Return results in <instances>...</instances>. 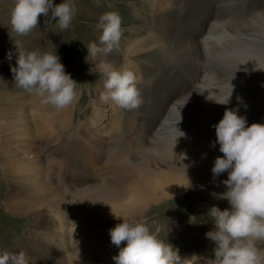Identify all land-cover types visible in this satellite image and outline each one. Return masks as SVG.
I'll list each match as a JSON object with an SVG mask.
<instances>
[{
  "label": "bare ground",
  "instance_id": "bare-ground-1",
  "mask_svg": "<svg viewBox=\"0 0 264 264\" xmlns=\"http://www.w3.org/2000/svg\"><path fill=\"white\" fill-rule=\"evenodd\" d=\"M104 1L113 3V7ZM237 1L59 0L58 3L55 0L54 5L70 3L75 9L73 18H78L79 30L89 29L81 51L89 45L90 50L86 55H79L83 69L79 75L92 82V99L86 106L89 112H85L86 89L80 82L82 77L77 76V66L75 74L72 73L69 55H59L64 35L57 37L58 42L46 41L44 35L38 39L37 50L56 52L65 72L76 81L78 98L71 106L56 110L44 104L42 98L16 87L11 70L8 69L5 77L0 75V181L4 185L1 203L8 214L21 217L28 224L20 244L9 253L24 252L27 264H50L51 261L53 264H112L119 248L112 244L109 229L122 222L117 217L144 221L152 231L159 229L173 234L175 229L182 232V228L161 221V215H175L176 211L191 215L196 210L195 216L200 210L205 214L209 206H217L215 202L219 199L212 193L226 190L223 180L227 179V172L213 179L211 168L222 153L218 144L210 147V142L215 140L212 125L222 118L225 109L220 114L197 111L196 121L181 117V105L194 96L189 94L191 87L203 84L205 70L199 65L198 57L188 66L193 75L188 85L171 88L165 84L167 81L155 80L154 73H150L154 67L144 54L158 51L170 63L183 68L182 52L189 44L201 42L202 35L212 33L214 26L226 16L222 10L214 14L215 8L231 9ZM0 7H3L1 2ZM111 9L120 15L126 28L122 29L118 45L121 59L117 52L105 51L106 46L99 39L102 32L96 28L100 16ZM142 11L149 16H143ZM259 13H264V7ZM56 29L54 32L62 34ZM91 35L95 37L90 39ZM136 36L139 38L134 39ZM95 38L94 50L91 45ZM70 39L69 34V44ZM11 47L0 41V63L8 61L10 68L16 66L17 58ZM9 52L13 53L11 59ZM234 52V55H256L264 63V47L250 49L248 46V50L237 48ZM101 63H112L117 68L124 65L136 75L142 104L131 110V114L127 115L125 109L110 100H101L105 79L100 71ZM80 112L83 115L77 117ZM178 129L187 138H178ZM190 190L195 191L193 196L189 195L191 200H181ZM200 192L207 195L211 205L198 201ZM174 202L173 207L178 208V204L183 207L171 209L169 206ZM167 203L170 204L164 207L171 212L153 210ZM150 218L156 220L150 224ZM179 255L188 258L181 251Z\"/></svg>",
  "mask_w": 264,
  "mask_h": 264
},
{
  "label": "clouds",
  "instance_id": "clouds-1",
  "mask_svg": "<svg viewBox=\"0 0 264 264\" xmlns=\"http://www.w3.org/2000/svg\"><path fill=\"white\" fill-rule=\"evenodd\" d=\"M49 9L51 17L58 18L56 23L60 29L69 28L75 13L70 3L53 5L52 0H13L11 31L27 35L38 26L41 15L49 14ZM121 25L122 18L115 11L100 16L96 28L102 30L99 39L106 46V52L119 45ZM15 48L16 66L11 71L17 87L42 98L44 104L56 110H63L77 100V83L65 72L56 52L27 51L18 42ZM91 49L95 50L96 45H91ZM8 58H12L11 52ZM99 67L105 77L101 100H110L125 110L138 109L142 99L134 72L112 63H101ZM231 95L215 102L226 105ZM236 99L238 105L247 108L241 97ZM212 127L215 140L210 142V147L218 144L222 153L211 168L213 179L227 172V179L223 180L226 190L212 195L227 200L230 207L221 210L212 206L207 213L214 229L205 236L215 245L213 258L207 264H264V250L257 247V242L264 241V123L249 124L246 116L239 115L238 106L225 108L222 118ZM179 137L187 138V134L178 129ZM117 218H122V222L109 229L112 244L119 248L118 255L113 257L115 264H188L189 258H181L178 248L158 237L159 229L152 231L144 221ZM190 222L194 221L190 219ZM122 243L125 246L121 247ZM0 264H27L25 253L4 251L0 253Z\"/></svg>",
  "mask_w": 264,
  "mask_h": 264
},
{
  "label": "rangeland",
  "instance_id": "rangeland-1",
  "mask_svg": "<svg viewBox=\"0 0 264 264\" xmlns=\"http://www.w3.org/2000/svg\"><path fill=\"white\" fill-rule=\"evenodd\" d=\"M0 2L1 6H3L0 7V11L3 12L0 16V24L2 25H0V41L5 42L9 45V47L12 46L11 48H9L10 51L12 49L15 55H17L15 42H18L24 50L36 51L38 47V39L44 38V35L46 41H49L51 39L56 40L58 36L64 35V40L60 39V44L63 45V47L60 48L59 55H69V64L70 67H72L70 68L72 69V73L75 74L74 68L75 66H77V76H81L79 75V71L81 73V70L83 69L79 63V61L81 60L79 59V55H86L85 52L88 50L86 48V50L84 49L85 51H81V45L83 42H86L85 37L89 29L79 30L80 25L78 24L77 17H74L72 19L69 28L60 29L58 24L56 23L58 18L53 19L51 17V9H49V14L47 16L41 15L39 17L38 26L36 28H34L27 35L21 36L11 31L10 14L13 7V0H0ZM54 2L55 0H52L53 5ZM57 2L59 3V0H57ZM104 3L106 5L108 3L111 8L114 5L113 3L109 4V1H104ZM261 7H264V0H238L235 6L231 9L226 10L219 7L215 8L214 14L215 12L216 14H220V11L222 10L221 13L226 14V16L224 17L225 19L223 18L221 22L217 23L214 26L212 33L210 32V34H203L202 36L204 37L201 38V42H199L198 44H189L188 47L182 52L185 61L183 68L176 63H170L167 56L162 55L161 53L159 55L158 51V54L156 52H149L147 54H144L148 55L147 59L151 61L150 63L154 67L152 68L153 70H151L150 73H154L155 80H158L159 82L167 81L165 84L171 88L176 86L182 87L188 85L187 82L190 81L189 79H192L193 77L188 66L190 67V64L194 63L196 57H198L197 61L199 62V65L205 70V76L202 80L203 84H198L191 87L189 94H192V96H194L191 100L187 99L181 105V117L185 116V118H188L189 121H196L197 119L195 118L199 117V115H195L197 111L210 114L216 112L220 114L222 111L221 109L236 108L239 106V115L246 116L249 124L254 122L264 123V63L261 62L260 59L256 57V55H251L250 53H244L243 55H234V51H236L237 48H244L248 50V46H250V49L264 47V17L261 16L264 15V13H259ZM123 9L120 10L122 11ZM111 10L114 11L113 9ZM3 14L5 17L3 16ZM146 14L149 16L148 12L142 11L143 16H147ZM5 21H8L9 25L5 23ZM121 27L122 29L125 28L123 24ZM55 28H57L56 30L62 31V34L54 32ZM200 29L201 26L199 24L197 25V30L200 32ZM54 33H56V38L54 37ZM69 34L71 36L70 44L67 41ZM73 34H75V36ZM145 34L146 33H144L143 35ZM94 37L95 36L91 35L90 39H93ZM135 38L139 37L136 36L134 37V39ZM96 39L97 38H95L92 43L96 44ZM52 45V48L54 49V43ZM252 46L254 47L252 48ZM88 47L90 49V45ZM112 51L117 52L118 59H121V54L118 52V46H113ZM161 59L165 60L161 61ZM203 60L206 61L204 62ZM7 62L8 61L5 62L4 60L2 61V63H0V67L2 66L5 68H0V75H2L3 77H5V74H7L8 69L11 70L9 65L10 63ZM180 62H182V60H180ZM7 64L8 67L6 66ZM155 68L156 71H154ZM96 73L99 74L97 71ZM81 77L82 79H80V82L82 86H85L84 89H86V91H84L83 97L84 100L87 101L83 106L87 108V103L92 99V96H90V86L92 82H90V80L85 76ZM231 93L232 95L229 99L228 104L221 105L215 102L227 99ZM237 96L241 97L244 103L247 104L246 109L243 106L238 105V101L236 99ZM88 109L89 108H87L85 112H89L90 109ZM131 112V110H126L127 115L131 114ZM82 113L83 112H80L77 117L83 115ZM177 117H179L178 114ZM127 137L128 136H126V138ZM3 189L4 185L0 181V253L4 251H15L17 246L20 244L21 236L25 235V228L28 225H26L25 219H22L21 217H13V215L7 213L5 206H3L1 203V199L3 197ZM194 194L195 191L190 190L187 194L182 195L180 199L185 201L191 200L189 195L193 196ZM198 194L200 195V199H198V201L202 200V202H204L203 204L208 206L211 205V203L208 202L209 199H207V195H205L204 192H200ZM215 203L217 204V207H221V210L230 207L227 200L219 199ZM168 204L170 203L162 204L158 206V208L156 207L157 209L153 210L155 212H166L168 208H165L164 206ZM174 205H176L175 202L169 207L176 210L183 207L182 204H178V208H175L176 206L173 207ZM198 206L200 207V205ZM211 207L212 206H209V209ZM170 208L168 209L167 213L171 212ZM206 211L207 212L203 214L202 210H200L199 213L195 216L193 215L194 212H192L191 215H186L184 212L181 213L177 211L175 212V215H171V213L165 214L163 216L161 215V221H168L173 224L175 223L174 225L177 224V226L182 228V232H178L177 229H175L176 232L174 231L173 234H166L167 232L162 230L159 232L160 235H158V237L165 243L169 242L174 247L178 248L179 251H181L185 256L189 258V262L192 260L194 264H207V260L213 258V249L215 245L214 242H212L205 236V233L208 232L210 228L209 226L212 224V220L207 216L209 210ZM190 219H192L194 222H190ZM155 220V218H150L148 219L149 222H147L151 224V222ZM209 223L210 225H207ZM204 225H207L209 228ZM213 229L214 228L211 225L210 230ZM257 247L263 250L264 241L257 242ZM53 263L55 262H50V264ZM112 264H115V262H112Z\"/></svg>",
  "mask_w": 264,
  "mask_h": 264
}]
</instances>
